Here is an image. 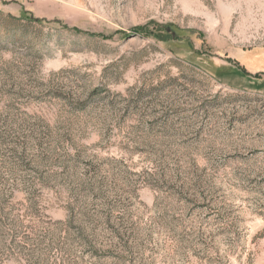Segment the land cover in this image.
Listing matches in <instances>:
<instances>
[{
  "label": "rangeland",
  "instance_id": "rangeland-1",
  "mask_svg": "<svg viewBox=\"0 0 264 264\" xmlns=\"http://www.w3.org/2000/svg\"><path fill=\"white\" fill-rule=\"evenodd\" d=\"M0 264H264V0H0Z\"/></svg>",
  "mask_w": 264,
  "mask_h": 264
}]
</instances>
